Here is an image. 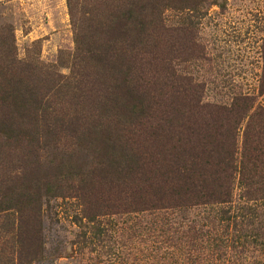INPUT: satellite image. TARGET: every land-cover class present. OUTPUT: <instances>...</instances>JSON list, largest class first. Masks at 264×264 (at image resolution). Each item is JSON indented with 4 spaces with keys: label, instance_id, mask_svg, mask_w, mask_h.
I'll return each instance as SVG.
<instances>
[{
    "label": "trees",
    "instance_id": "trees-1",
    "mask_svg": "<svg viewBox=\"0 0 264 264\" xmlns=\"http://www.w3.org/2000/svg\"><path fill=\"white\" fill-rule=\"evenodd\" d=\"M167 1L194 11L204 0ZM114 3L107 23L101 3L87 8V63L72 86L84 101L74 103L69 117L53 115L51 97L62 94L53 74L38 61L17 59L11 44L0 52V212L10 234L7 264H33L42 250L37 226L46 185L28 159L48 136L101 145L106 193L116 189L126 211L184 219L208 206L215 214L210 223L225 226L237 189L234 209L242 219L254 202H264V108L257 103L264 95V40L257 94L210 102L204 84L174 66L197 58L190 29L166 27L162 10L150 0ZM83 183L76 189L85 199L87 178ZM43 193L62 194L58 188Z\"/></svg>",
    "mask_w": 264,
    "mask_h": 264
},
{
    "label": "rangeland",
    "instance_id": "rangeland-1",
    "mask_svg": "<svg viewBox=\"0 0 264 264\" xmlns=\"http://www.w3.org/2000/svg\"><path fill=\"white\" fill-rule=\"evenodd\" d=\"M95 3L102 4V20L109 22L114 0H0V52L11 44L17 59L38 61L43 72L54 75L62 89L50 100L56 117L71 116L74 103L84 101L75 98L79 93L72 86L87 63V8ZM150 3L162 10L166 27L188 28L197 38V58L174 66L204 84L205 100L226 103L235 94H257L264 0H204L194 11L174 9L167 0ZM257 103L264 108V95ZM42 142L31 154L36 158L28 159L34 166L30 171L46 185L37 226L42 250L33 264H264L263 201L254 202L256 208L242 219L234 209L237 189L225 226L210 223L215 214L208 206L184 219L126 211L116 189L106 193L101 145L64 136ZM84 178L85 199L76 189L84 186ZM72 183L75 189H66ZM48 188L62 194L46 195ZM4 215L0 212V264H7L10 238Z\"/></svg>",
    "mask_w": 264,
    "mask_h": 264
}]
</instances>
